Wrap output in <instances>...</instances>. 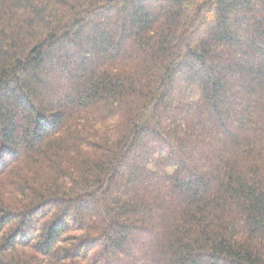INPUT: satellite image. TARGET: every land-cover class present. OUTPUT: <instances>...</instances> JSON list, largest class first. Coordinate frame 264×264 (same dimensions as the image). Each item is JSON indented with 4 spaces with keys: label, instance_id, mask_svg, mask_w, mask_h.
<instances>
[{
    "label": "trees",
    "instance_id": "obj_1",
    "mask_svg": "<svg viewBox=\"0 0 264 264\" xmlns=\"http://www.w3.org/2000/svg\"><path fill=\"white\" fill-rule=\"evenodd\" d=\"M0 264H264V0H0Z\"/></svg>",
    "mask_w": 264,
    "mask_h": 264
}]
</instances>
